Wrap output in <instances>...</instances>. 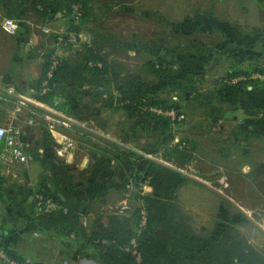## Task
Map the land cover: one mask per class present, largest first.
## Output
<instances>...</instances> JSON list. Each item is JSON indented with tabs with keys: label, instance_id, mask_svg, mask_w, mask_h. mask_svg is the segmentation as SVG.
Segmentation results:
<instances>
[{
	"label": "rangeland",
	"instance_id": "obj_1",
	"mask_svg": "<svg viewBox=\"0 0 264 264\" xmlns=\"http://www.w3.org/2000/svg\"><path fill=\"white\" fill-rule=\"evenodd\" d=\"M16 4L11 11L0 0L2 30L15 34L3 26L10 12L17 13L8 15L15 20L17 32L22 25L29 32L23 43L27 50L39 46L33 30L41 39L49 35L51 45L44 60L49 69L61 58L83 60L96 39L118 70L139 78L131 84L159 101L143 100L141 108L129 112L115 100L117 92L110 83L97 76L78 86L56 85L54 95L42 100L50 86L37 87L41 75L33 91L36 99H20L32 120L22 118L24 149L34 159L28 167H19L26 173L17 177L19 183L38 187L39 176L50 172L52 160L59 158L70 165L77 183L88 189L84 203H89V214L129 205L119 210L129 215L140 203L138 194L150 192L152 186L130 181L121 201L118 196L111 199L102 188L115 170V147H126L187 176L180 196L198 224L211 228L232 222L264 252V173L257 177L243 172L249 162L264 163L262 128L252 125L258 133L248 139L244 128L248 107L264 111V97L221 93L225 83L246 81V91L264 86V36L256 33L264 27L261 6L251 0H89L86 6L95 9L92 16L84 14L78 2L56 15L35 12L31 6L29 10L21 1ZM25 5L29 11L23 9ZM58 48L67 50L65 56L58 54ZM158 119H167L169 126L155 130ZM165 152L171 153V160L164 158ZM10 184L6 181L4 187ZM4 193L8 201L20 205L22 214L0 224L1 230L15 235L10 249L44 264L79 260L54 232L38 231L33 220L25 223L24 213L32 216L39 209L32 204L33 197L19 204L20 195Z\"/></svg>",
	"mask_w": 264,
	"mask_h": 264
},
{
	"label": "trees",
	"instance_id": "obj_2",
	"mask_svg": "<svg viewBox=\"0 0 264 264\" xmlns=\"http://www.w3.org/2000/svg\"><path fill=\"white\" fill-rule=\"evenodd\" d=\"M88 1L33 0L32 6L45 14L56 15L63 13L72 2H78L84 8V14L94 16V7L86 6ZM103 50L102 42L93 39L83 60L70 62L61 58L52 68L51 76L47 74L48 60L45 61L37 87L47 80L46 85L50 88L40 98L47 100L54 95L55 85L78 86L89 82L91 76H97L110 83L117 92L115 100L129 112L141 108L143 100L159 103L154 102L156 99L149 97L144 89L131 84L137 77L132 73L125 76ZM245 83H225L227 88L221 93L229 97L243 93L264 97V86L258 91L254 85L246 91ZM253 108L248 107L247 114L250 116L244 124L250 125L253 130V126L258 125L264 132V111L257 112ZM258 115L259 118L256 117ZM167 121L158 119L153 128L167 127ZM175 150L179 152L181 149ZM170 154L165 152L163 156L171 160ZM114 155L115 170L111 171L102 186L107 193H111L112 197L122 195L123 198V190L130 181L148 182L152 186L150 192L138 194L136 198L140 203L131 214H121L119 209L97 210L86 220L89 203H84V200L88 189L77 183L70 165L58 158L52 160L50 172L39 176L38 187L14 184L15 195L21 197L19 204L33 197L32 204L39 206L32 216L24 213L28 219L25 223L33 220L31 222L38 231L54 232L59 241L77 253L96 256L105 264H264V252L236 224L225 221L219 227L209 228L195 221L180 196V189L187 180L182 171L126 147H115ZM9 235L8 230H1L0 244L13 256L24 257L10 249V242H7Z\"/></svg>",
	"mask_w": 264,
	"mask_h": 264
},
{
	"label": "crops",
	"instance_id": "obj_3",
	"mask_svg": "<svg viewBox=\"0 0 264 264\" xmlns=\"http://www.w3.org/2000/svg\"><path fill=\"white\" fill-rule=\"evenodd\" d=\"M19 1L25 4H27L26 2H28V0H4V2H7L8 5H10L11 11H13L14 9L13 7L17 5L16 2L19 4ZM251 1L254 3L255 2L258 3L259 6H261V8L264 11L263 0H251ZM32 2L33 0H31L30 5L27 4V6L29 5V10H30V6L31 8L35 9L32 6ZM27 8L26 5L23 7L25 11H29L26 10ZM23 9L19 8V10H23ZM37 11L38 10H36L35 12ZM16 14L17 13L12 15V13L11 14L10 12L8 13V15L11 16H15ZM61 24L62 22L57 25V28L62 27ZM23 27L24 26L22 25L17 33L10 35L4 32L0 25V126L17 125L20 129H22L21 123H24L22 121L23 117H25L24 121L26 120H28L29 122L32 121L30 118L27 117L28 110L26 104L24 105L23 103H21L20 99L21 98L25 99V102L26 101L33 102L34 97L36 99L34 93L35 83L38 82L40 76L43 73L45 51L48 48L49 44L51 45V43H48V40L50 39L49 35H45L44 37L45 39H41L42 35H40L39 32L33 30L35 40L38 41L37 45L39 46L27 50L24 47L23 43L29 32L26 33ZM256 33H259L261 36H264V27H263V32H256ZM262 48H264V45ZM57 52L58 54L65 56L67 50L65 48H58ZM249 116L250 115L246 113L244 118L246 119ZM244 128L246 130L245 137H247V139L250 134L258 133L255 127L254 130H251L252 128L250 125L244 124ZM21 131H23V129ZM23 135H26L24 131H23ZM58 138L59 140L62 139V137H58ZM3 150H4V141L0 139V224L1 223L5 224L4 220L9 221L10 220L9 216L11 217L15 216L16 218L18 214L22 216L20 211L21 209L20 205L15 206L14 203L8 201V199L3 194H5L4 192H6L7 195L16 193V191L14 190V184L19 183L17 177L21 178L20 174L22 173L20 171L21 168L19 167H23V166L28 167V165H30L32 163V160L34 159L33 156V159L29 160L26 163H18V161L13 162L12 160L8 164H6L3 162L1 158V154ZM249 163H250L249 169L244 170L243 171L244 174L245 175L250 174L251 176L254 175L257 177L258 176L262 177L263 175L262 173H264V170L262 172V169H264L263 168L264 163L260 164L261 163L260 162L257 166L253 165L251 162ZM25 174L26 173H22L21 175H25ZM6 181L11 182V184L7 188L4 187ZM108 194L111 195V193ZM121 196H119L118 198L119 201L123 200ZM111 199H113L114 201L116 200L112 196ZM93 213L94 210H90V214H89L90 216H87L86 220L92 217ZM12 238L15 239V235H13V232L10 233L7 242L13 241L14 239ZM77 254L80 255V253ZM78 255H75L73 257L74 259H79L78 261L76 260L69 261L66 259L65 264H105L96 256H92V257L84 256V254H81L82 256L81 255L78 256ZM36 259L39 260V258L37 257Z\"/></svg>",
	"mask_w": 264,
	"mask_h": 264
},
{
	"label": "built area",
	"instance_id": "obj_4",
	"mask_svg": "<svg viewBox=\"0 0 264 264\" xmlns=\"http://www.w3.org/2000/svg\"><path fill=\"white\" fill-rule=\"evenodd\" d=\"M3 26L11 33L17 32V25L15 20L6 16L3 18ZM56 65V64H55ZM53 65L52 68L55 66ZM52 68L47 71L48 76L52 75ZM47 83V80L44 81ZM8 90V89H7ZM0 139L4 141L5 147L2 151L1 158L4 163L8 164L12 160H17L21 163H26L33 158L31 153L26 152L24 149L25 137L21 129L17 125H1L0 126ZM145 183V182H143ZM129 184V183H128ZM127 184V185H128ZM129 205H123L120 211L123 208H128ZM143 215L145 210L142 211ZM144 217V216H143ZM0 263L3 264H40L36 259L32 257H22L17 258L13 256L5 246L0 244Z\"/></svg>",
	"mask_w": 264,
	"mask_h": 264
}]
</instances>
